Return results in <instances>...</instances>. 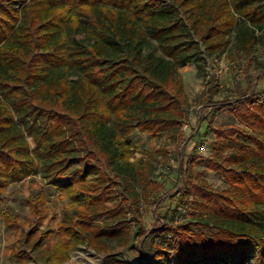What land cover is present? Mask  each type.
Instances as JSON below:
<instances>
[{"label": "trees", "instance_id": "16d2710c", "mask_svg": "<svg viewBox=\"0 0 264 264\" xmlns=\"http://www.w3.org/2000/svg\"><path fill=\"white\" fill-rule=\"evenodd\" d=\"M80 30L86 38L72 39ZM261 32L264 0H0V192L40 174L69 197L73 212L58 224L50 260H68L82 234L98 250L109 248L105 241L115 236L127 244L133 229L125 218L131 213L141 223L140 205L149 197L161 223L141 264H264V98H256L261 80L221 102H214L220 87L212 84L205 107L231 110L238 125L214 127L199 114L185 139H196L206 122L218 142L242 145L206 158L207 168L226 180L224 190H214L196 171L203 158L196 142L191 153L173 156L182 189L169 196L152 179V160H131L129 139L138 131L184 140L182 125L192 121L180 67L216 61L232 37L251 51ZM153 41L161 55L150 51ZM29 202L40 226L45 192L30 195ZM166 202L171 207L162 214ZM186 205L199 212L196 226L207 231L174 221ZM100 217L106 218L102 225L91 227ZM5 218L15 224L12 216ZM108 219L118 224H106ZM54 232L33 246L40 248ZM12 255L32 258L24 248Z\"/></svg>", "mask_w": 264, "mask_h": 264}, {"label": "rangeland", "instance_id": "374dc122", "mask_svg": "<svg viewBox=\"0 0 264 264\" xmlns=\"http://www.w3.org/2000/svg\"><path fill=\"white\" fill-rule=\"evenodd\" d=\"M82 25L87 28L90 26L86 21H83ZM85 34V30H80L77 33L73 32L71 38L84 40ZM258 36L260 40L256 42L251 51L239 47L235 37H232L227 51L216 61L186 63L180 67L179 72L183 76L189 100V119L192 121V124L189 122L191 126L189 124L182 125L184 140L183 138H173L167 133L151 137L149 134L134 131L130 135L131 150L134 154L131 160L133 162L152 160L155 165L152 179L163 184L167 192L170 193L169 196L177 194L182 189V184L177 185L179 163L174 161L173 156L183 150H187L188 154L191 153L196 142L198 143L197 151L203 155V158L198 159L196 163V171L201 173L214 190L228 188L221 173L207 168L206 158L213 155L230 154L239 150L242 145L237 141L218 142L213 132L206 131V122L201 125L200 134L196 139L193 141L185 139L193 134L199 114L212 121L214 127L238 125V119L231 110L224 108L218 111L205 107L211 97L212 84H219L220 87L218 96L213 98L214 102L242 95L249 87L253 88L259 80L261 81L257 88L256 98H264V32L259 33ZM150 51L161 55L156 41L152 42ZM259 76L260 78H258ZM33 147H35L34 144ZM152 154L156 155L157 159L151 156ZM40 190L44 191L46 195V202L40 205L46 218L43 220V224L36 226L37 221L32 216L29 197L34 195L36 199ZM142 200L139 213L141 223H136L131 213L125 218L127 225L133 229L127 244L122 245L115 236L105 241L109 248L98 250L82 234L79 243L70 250V258L62 263H54L50 259L59 238L58 224L66 218L68 213L73 212L69 206V197L51 187L40 174H34L21 182L13 183L4 192H0V264H122L123 262L141 264L144 259L149 258L152 252L150 234L161 223V219L153 215L158 206H154L149 197H144ZM169 207L171 206L168 205V202L163 204L160 208L161 213L165 214ZM5 215L12 216L15 224L9 225ZM172 217L171 211L168 221H171ZM199 218V212L191 205H186L178 210L174 221L179 224L193 223L191 227L195 232L198 230L207 231L204 225L196 226ZM105 219L104 217L97 218L91 221L90 225L91 227L102 225ZM108 222L109 225L118 224L114 219H108L106 224ZM116 229H119V226ZM53 231L56 232L49 235L40 248L33 246L40 235ZM93 236L94 234H91V237ZM174 241L175 238H172L171 243L173 244ZM171 247V250H174V246L171 245L169 248ZM20 248H24L30 253L32 256L30 261L24 258L17 259L12 255ZM250 262L257 264L253 259ZM148 264L155 263L148 260ZM169 264H173V262ZM198 264L221 263L217 260L210 262L202 260Z\"/></svg>", "mask_w": 264, "mask_h": 264}]
</instances>
